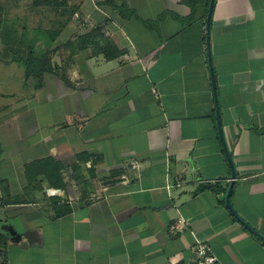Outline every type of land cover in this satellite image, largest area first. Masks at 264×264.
I'll list each match as a JSON object with an SVG mask.
<instances>
[{"label":"crops","instance_id":"1","mask_svg":"<svg viewBox=\"0 0 264 264\" xmlns=\"http://www.w3.org/2000/svg\"><path fill=\"white\" fill-rule=\"evenodd\" d=\"M61 1L0 72V264H264V0Z\"/></svg>","mask_w":264,"mask_h":264},{"label":"rangeland","instance_id":"2","mask_svg":"<svg viewBox=\"0 0 264 264\" xmlns=\"http://www.w3.org/2000/svg\"><path fill=\"white\" fill-rule=\"evenodd\" d=\"M62 2L0 0V72L3 63L15 62L28 75L33 71L27 66L28 63L32 65V58L34 64L49 67L56 49L51 47L52 40L58 33L52 28L50 30L49 17L63 6ZM64 24L63 20L59 22L58 30H62ZM65 44L60 43L59 46L65 47Z\"/></svg>","mask_w":264,"mask_h":264},{"label":"built area","instance_id":"3","mask_svg":"<svg viewBox=\"0 0 264 264\" xmlns=\"http://www.w3.org/2000/svg\"><path fill=\"white\" fill-rule=\"evenodd\" d=\"M167 187H169L167 185ZM171 187V185H170ZM47 193L53 194V190L46 189ZM186 225V219L177 217L168 225V232L172 236H176ZM192 253L191 264H221L218 257L213 252L209 242L196 238L190 246Z\"/></svg>","mask_w":264,"mask_h":264},{"label":"water","instance_id":"4","mask_svg":"<svg viewBox=\"0 0 264 264\" xmlns=\"http://www.w3.org/2000/svg\"><path fill=\"white\" fill-rule=\"evenodd\" d=\"M213 5H214V0H209V5H208V10H207V16H206V30L208 32L209 30V24H210V17H211V13H212V8H213ZM218 116V114H217ZM221 135V133H220ZM220 139L222 141V145H223V149L225 151V154H226V157H227V160L229 161L230 165H231V159H230V155H229V152L226 148V145L224 144V141H223V138H222V135L220 136ZM248 227V226H247ZM249 230L251 231H254L251 227H248Z\"/></svg>","mask_w":264,"mask_h":264},{"label":"trees","instance_id":"5","mask_svg":"<svg viewBox=\"0 0 264 264\" xmlns=\"http://www.w3.org/2000/svg\"><path fill=\"white\" fill-rule=\"evenodd\" d=\"M34 61H35L34 58H32V62H31L32 65L29 64V63H28V64L26 63L27 66H28L31 70H33L32 73H33V72L44 71V70H46V69L48 68V67H42V66H40V64H38V63H37V64H34ZM35 68H36V70L34 71ZM210 186H211V185H210Z\"/></svg>","mask_w":264,"mask_h":264}]
</instances>
